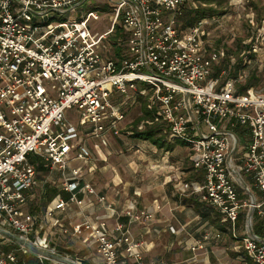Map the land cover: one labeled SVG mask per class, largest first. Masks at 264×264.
Masks as SVG:
<instances>
[{
  "label": "built area",
  "instance_id": "1",
  "mask_svg": "<svg viewBox=\"0 0 264 264\" xmlns=\"http://www.w3.org/2000/svg\"><path fill=\"white\" fill-rule=\"evenodd\" d=\"M244 1L231 0V5ZM191 2L0 0V229L56 255L45 230L53 238L74 235L96 245L103 264H170L148 263L141 252L146 243L134 239L126 224L117 223L113 236L107 218L84 215L70 226L61 215L73 205L83 212V195L98 196L108 217L118 215L114 203L84 179L83 165L94 159L89 138L108 146V133L133 134L123 124L125 97L135 93L156 110L137 129L159 123L164 142L181 140L190 146L194 168L204 173L193 193L202 194L252 260L264 264V237L253 233L252 216L244 236L237 226L247 208L256 210L264 225V92L250 88L239 94L237 81L226 71L216 75L225 48L207 49L204 23L190 28L178 24ZM104 12L110 26L93 32L89 20L99 21ZM117 27L122 29L119 37ZM117 50L120 56H115ZM73 108L79 112L77 123L64 119ZM55 169L63 175L56 186L60 193L43 212H32L35 190L43 187L44 192L48 186L41 174ZM243 177L261 191V204L240 199L236 181ZM159 209L140 208L130 199L124 214L129 224L149 222ZM0 239L8 236L0 231ZM29 252L18 243L10 252H0V264H25L22 254ZM32 253L42 261L55 260Z\"/></svg>",
  "mask_w": 264,
  "mask_h": 264
},
{
  "label": "crops",
  "instance_id": "2",
  "mask_svg": "<svg viewBox=\"0 0 264 264\" xmlns=\"http://www.w3.org/2000/svg\"><path fill=\"white\" fill-rule=\"evenodd\" d=\"M123 125L131 128L127 122ZM125 133L120 137L106 134L108 146L92 144L88 139L94 159L83 165L84 179L95 186L98 195H104L108 201L114 203L118 215L108 217L105 207L98 203V196L83 195V212L77 206H71L69 211L61 214L64 223L72 226L83 220L84 215L89 219L107 218L113 236L117 234V223L126 224L134 239L146 243L141 252L148 263L165 261L170 264H256L246 253L242 241L232 236L229 224L222 222L217 209L202 194L193 193L194 188L204 182V176L200 178L203 171L195 169L192 164L190 146L177 144L169 151L150 141L134 140ZM176 141L184 142L173 140L166 143ZM117 147L130 154L118 152ZM117 153L120 154L119 157L115 155ZM50 173L54 175L41 176V180L54 184L57 183L55 179L62 176L58 169ZM128 176L133 178V182L127 181ZM95 179H101V182L97 183ZM236 185L242 201H256L258 204L263 202L262 193H255L256 186L251 178L243 177L241 182L236 181ZM42 188L35 190L32 200L40 202ZM130 199H136L140 208L158 205L160 209L152 221L129 224L124 212ZM203 203L205 207L201 206ZM204 211H208L210 216L205 215ZM250 216L254 219L253 233L260 236L255 225L261 221V215L250 208L244 209L240 216L237 224L239 234L245 235V223ZM255 218H258L256 222ZM170 227L176 232H171ZM44 234L52 241L58 255H71V252L79 250L76 255L78 260L89 264H103L96 245L85 243L74 235H56L53 238L47 230ZM13 240L9 236L8 239H2L0 252L7 253L8 248L18 247V242L15 240L13 243ZM50 261L58 263L57 260ZM127 264L135 263L128 260Z\"/></svg>",
  "mask_w": 264,
  "mask_h": 264
},
{
  "label": "rangeland",
  "instance_id": "3",
  "mask_svg": "<svg viewBox=\"0 0 264 264\" xmlns=\"http://www.w3.org/2000/svg\"><path fill=\"white\" fill-rule=\"evenodd\" d=\"M91 1H93L94 4H99V5H103L106 3V0H91ZM230 6L231 7L228 14L222 17H214L213 20L205 22L206 28L209 29L208 41L210 45H213L214 47L217 46L216 44H218L219 41H221L222 46L226 45L228 46L229 49H236V46L238 45L240 40H243L246 44H250L251 41L253 40L254 43L253 53L255 55L252 57L250 56L249 53H245L241 55L244 61H243V66L240 69L241 75L239 76V79L242 81V83H244L245 80L248 79L249 77L253 75L256 76L259 79V81L257 82L256 86H254V89L256 91L264 92V0H245L240 5L230 4ZM89 22L90 24L93 25V32H104L105 30L108 29V27L111 24V21L109 19V14L106 12L102 13V16L99 21L90 19ZM233 60L234 61L236 60L235 57L233 58ZM139 84L145 86L142 83ZM135 96H136L135 93H130L128 96L125 97V100L128 102L126 105V110H127L126 122L128 123V125H131V123H133L136 119H138L142 115L141 103L135 101L136 99ZM134 101L137 103L133 104ZM64 119L67 122L77 123L79 120L78 110L76 108L66 110L64 114ZM89 141H91L92 144H96V143L100 144L99 140L96 138H89ZM247 143H248V139L245 138L241 144V150H240L241 154L244 153V148L246 147ZM99 147L102 148L101 145H99ZM117 150L118 152L120 153L122 152L125 155L130 154V152L120 147H117ZM115 155L119 157L120 154L117 153ZM78 164H79L78 162L72 163L73 166ZM50 172L51 171H44L41 174V176L47 177L49 175H54V173H50ZM55 180H57V183L53 184L49 182L47 185L48 186L51 185L52 187L59 186L63 181V175L59 177V179H55ZM95 180L97 183L101 182V179H95ZM127 181L129 183L133 182V178L128 176ZM141 183L143 184V181H141ZM243 192H245V190H243ZM255 193L259 195L261 194V191H259V189L256 187ZM32 201H33L32 204L35 213L44 211V208L46 206L45 199H41L40 202L38 201V203L35 200ZM32 204H30L31 207ZM256 220H258V218H255V221ZM1 240L2 239H0V241ZM16 247L17 246H14L13 248L15 249ZM78 251H76L75 253L71 252L73 255L72 254L66 255L62 253L61 256L77 260L81 263V261L78 260L76 257ZM80 257H82L81 253H80ZM51 263L56 264L53 263L52 261ZM57 264H61V263H57Z\"/></svg>",
  "mask_w": 264,
  "mask_h": 264
},
{
  "label": "trees",
  "instance_id": "4",
  "mask_svg": "<svg viewBox=\"0 0 264 264\" xmlns=\"http://www.w3.org/2000/svg\"><path fill=\"white\" fill-rule=\"evenodd\" d=\"M230 4H231V0H192V2L187 5L182 15L179 17L178 24L182 28H190L199 24H203V23L205 24V22L213 20L214 17H222L228 14L231 7ZM207 30L209 32L208 28ZM121 35H122V29L120 27H117L116 37H119ZM218 44H216L218 47L222 46L221 41H219ZM222 47L225 48L227 52V56L223 58L220 61V63L216 66L215 73L216 75H219L221 72L226 71V77L233 78L237 81L236 82L237 92L239 94H245L250 88H254V86H256L257 82L259 81V79L254 75L246 79L244 83H242V81L239 79V76L241 75L240 69L242 68L244 61L241 55L243 53H249L251 57L255 55L253 53L254 50L253 40L251 41L250 44H246L243 40H240L238 45L236 46V49H229L228 46L226 45ZM211 48H212L211 45L208 44L207 49L210 50ZM120 55H121V51L117 50L115 52V56H120ZM234 57L236 59L235 61L232 60ZM135 97H136L135 101L141 103L142 115L130 125L133 131L131 138L137 141H150L159 148H164L165 150H169V151H172L177 144L179 145L186 144L185 142H179V141L168 144L164 142V137L161 135L162 125L159 123L148 126L144 130H138L137 127L139 123L147 118H152L156 110H152L149 107V103L146 97L137 94ZM135 101L133 102V104L137 103ZM203 176L204 174L202 172L200 178H202ZM59 193H60V189L58 187L56 186L52 187L51 185H49L45 188L44 192L39 196L41 197V199L46 200V205H47V203L53 200V198H55ZM64 196L67 197L66 194H64ZM36 202L38 203V201ZM201 206L205 207L206 205L203 203L201 204ZM31 211L35 212V210L33 209V204L31 207ZM204 213L208 217L210 216L208 211H204ZM220 228H222V226H220ZM255 228L256 231L260 234V236L264 237V225L262 221H259L255 225ZM12 249L14 248L13 247L8 248L7 250L10 252V250ZM22 261L25 264L51 263V261L49 263V260L42 261L37 255H35L32 252H29L27 254H22ZM81 263L89 264L86 261H81Z\"/></svg>",
  "mask_w": 264,
  "mask_h": 264
},
{
  "label": "water",
  "instance_id": "5",
  "mask_svg": "<svg viewBox=\"0 0 264 264\" xmlns=\"http://www.w3.org/2000/svg\"><path fill=\"white\" fill-rule=\"evenodd\" d=\"M0 231L2 233H4L5 235L11 237L12 239L16 240L18 243H21L23 245H25L26 247H28L32 252L35 253H39L41 255L47 256L49 258L55 259L57 261H59L62 264H81L79 261L74 260V259H70L68 257H64V256H60V255H56V254H52L50 252H46V251H42L41 249L35 247L33 244L25 241V239H23L20 236H17L16 234L6 231L4 229H0Z\"/></svg>",
  "mask_w": 264,
  "mask_h": 264
}]
</instances>
